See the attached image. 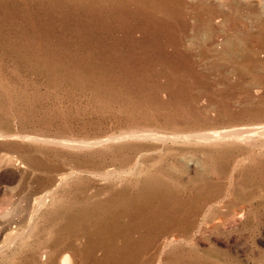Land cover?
<instances>
[{
	"label": "rangeland",
	"instance_id": "rangeland-1",
	"mask_svg": "<svg viewBox=\"0 0 264 264\" xmlns=\"http://www.w3.org/2000/svg\"><path fill=\"white\" fill-rule=\"evenodd\" d=\"M261 125L264 0H0V264H264Z\"/></svg>",
	"mask_w": 264,
	"mask_h": 264
},
{
	"label": "bare ground",
	"instance_id": "bare-ground-1",
	"mask_svg": "<svg viewBox=\"0 0 264 264\" xmlns=\"http://www.w3.org/2000/svg\"><path fill=\"white\" fill-rule=\"evenodd\" d=\"M250 127V126H249ZM251 128V127H250ZM244 130H240V129H231V130H225L224 129V131H212V132H208V133H200V134H192V135H187L188 136V138L190 137H200V136H205L206 138L208 137V138H212V137H216V136H218V137H225V136H230V135H233V136H236V135H240L241 134V132H243ZM247 131V133H249V134H247V136H253V135H255V134H264V125H261V126H259V127H255V128H251V129H248V130H246ZM150 133V132H149ZM148 133V134H149ZM135 134H137L135 131H132V132H128L127 134L125 133V134H115L112 138H120V137H123V136H126V135H135ZM140 134H143V133H140ZM150 134H153V135H157L156 133H150ZM150 136V135H149ZM177 137H181L180 135H176ZM184 136V135H183ZM245 136H246V134H245ZM184 137H186V136H184ZM240 137V136H239ZM108 140H109V138H108ZM253 140V139H252ZM79 143H86V144H93V143H95L94 141H80ZM85 144V145H86ZM84 145V144H83ZM45 197H46V194H43V195H41L40 196V199H38L39 200V202H38V205H41L44 201H45ZM138 207H139V205L138 206H136V204H132L129 208H128V212L129 213H131L132 214V216L133 215H135V213L136 212H138ZM33 214V213H32ZM159 214H160V216L161 217H166V212L165 211H163V212H157V213H155V212H151V213H148V215H150L151 217H155V215L156 216H159ZM118 230H116V232H117ZM138 230L134 227V226H128L126 229H125V233H124V235H123V238H124V240H125V243L128 245V247L130 248V247H133V248H136L137 246H139L140 244H141V241H142V238H143V235H142V233L140 232L138 235H135V232H137ZM138 233V232H137ZM83 235H85V236H89L87 233H85V232H83L82 233ZM13 242V241H12ZM70 245H72L73 246V243H70ZM93 248H94V253H97V251L100 249V248H102V246L100 245V244H98V245H94L93 246ZM137 251H138V249H137ZM62 260H61V264H69L70 263V259H69V254L68 253H66L64 256H63V258H61ZM95 259V258H94Z\"/></svg>",
	"mask_w": 264,
	"mask_h": 264
}]
</instances>
